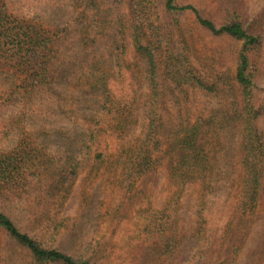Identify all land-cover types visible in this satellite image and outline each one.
<instances>
[{
    "label": "trees",
    "instance_id": "obj_1",
    "mask_svg": "<svg viewBox=\"0 0 264 264\" xmlns=\"http://www.w3.org/2000/svg\"><path fill=\"white\" fill-rule=\"evenodd\" d=\"M81 1V12L59 29L35 18L38 14L23 15L17 0H0V106L12 101L18 88L28 98L49 90V67L61 44L75 40L83 45L98 31L111 34L108 50L89 65L96 110L80 131L75 163L58 168L26 136L23 125H13L11 145L0 149V234L27 251L32 264H96L91 256L74 259L51 243L67 228L65 210L82 163L95 166L112 159L120 161L128 194L139 183L156 182L168 160L167 188L172 194L185 187L195 192L194 225L202 235L204 198L214 179L223 176L203 139L231 134L236 159L224 174L231 191L225 233L234 242L224 262L233 264L258 210L264 171V135L258 126L262 107L253 101L249 59L260 37L243 27L241 0H229L228 17L219 26L176 0H120L123 7L113 16L104 15L96 0ZM184 14L212 37L238 45L230 65L223 50L194 56L180 33ZM73 27L78 36L72 35ZM166 79L172 83V113L165 112L162 100ZM25 198H30L26 209L13 208ZM178 214L167 202L140 217L141 225L130 236L140 246L150 245L143 264H172L183 238ZM20 218L25 230L16 222Z\"/></svg>",
    "mask_w": 264,
    "mask_h": 264
},
{
    "label": "rangeland",
    "instance_id": "obj_2",
    "mask_svg": "<svg viewBox=\"0 0 264 264\" xmlns=\"http://www.w3.org/2000/svg\"><path fill=\"white\" fill-rule=\"evenodd\" d=\"M96 1L106 16H113L116 9L123 7L120 0ZM176 1L181 5H193L202 17L211 20L216 26L228 17L225 10L230 4L229 0ZM81 3V0L16 2L20 4L23 15L33 18V15L38 14L34 17L44 19L47 26H58L59 29L67 19L81 12ZM238 3L243 27L260 37L259 45L250 51L249 59L254 76L253 101L256 107H262L258 126L264 135V0H241ZM238 5L235 3L234 7ZM71 31L73 36H78V29L73 27ZM180 33L190 50L195 52L194 56L223 50L227 52L230 65L232 54L238 49V45H232L224 38H214L195 26L187 14L180 19ZM110 37L109 32L98 31L93 34V39L85 41L83 45L77 44L75 40L61 44L59 56L49 67L48 91L28 98L18 88L12 101L5 99L0 106V149L11 145L16 133L13 125L19 124L23 125L21 128L27 133L26 136L43 147L48 157L53 158L51 162L58 168L76 162L80 131L96 110L95 81L90 79L89 65L94 57L108 50ZM164 84L162 100L165 112L172 113V83L166 79ZM208 137L203 141L208 143L207 149L215 156L223 176L218 175L214 179L213 190L204 198L207 216L204 234L198 235L195 231L196 219L193 214L197 210V195L192 188L185 187L173 194L167 188L168 160L161 166L156 182L139 183L128 194L123 187L124 176L120 173V165H117L120 161L108 159L102 165L83 162L80 166L65 210V215L69 217L67 228L54 239L51 246L74 259L91 256L96 264H143L146 256L148 258L151 255L150 245L140 246L141 241L131 239L130 232L141 225L140 217L144 213L170 202L179 211L177 222L183 236L174 252L172 264H214L215 261L225 264L234 239L225 233L231 191L224 174L232 169L236 157L231 134L221 135L217 140ZM29 199L25 198L23 205H14L13 208L26 209L30 204ZM16 222L25 230L21 218ZM0 264L32 262L27 251L6 235L0 234ZM233 264H264V171L258 210Z\"/></svg>",
    "mask_w": 264,
    "mask_h": 264
}]
</instances>
